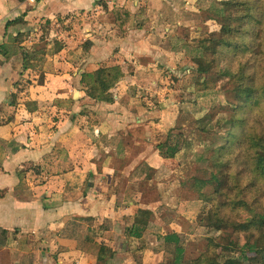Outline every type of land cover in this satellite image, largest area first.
Listing matches in <instances>:
<instances>
[{
  "label": "rangeland",
  "instance_id": "rangeland-1",
  "mask_svg": "<svg viewBox=\"0 0 264 264\" xmlns=\"http://www.w3.org/2000/svg\"><path fill=\"white\" fill-rule=\"evenodd\" d=\"M13 1L15 3L0 0V22L8 23L7 27L15 32L17 28H24L29 36L21 44L13 35L1 38L0 56L10 61L22 59L21 49L40 52L35 55L40 74L38 81L45 71L44 50H61L69 40L74 41L80 61L85 57L91 59L86 69L88 73L101 67L118 66L108 65L109 59L98 62L94 48L105 47L110 52L109 57L114 47L116 52L120 51L117 42L126 35L114 27L116 8L128 11L135 8L133 28H144L148 33L160 25L151 17L145 18V24L137 19L148 11L147 0H129V9L118 7L120 0H84L74 9L53 7L44 0ZM17 6L24 7L27 12L38 11L39 7L44 11H40L36 19L39 22L25 28L23 23L15 21L23 11L18 13ZM151 8L162 11L166 29L159 36L147 34L137 39L141 44L145 42L142 46L148 50L157 46L166 51L167 54L162 55L163 65L155 63L149 69L157 79L153 82L143 79L139 86L134 85L136 88L126 90L130 92L128 95L119 86L120 81L112 95H118L122 103L119 108L123 110L134 106V110L139 107L155 111L147 124H152L153 145L164 164L150 160L152 167L147 161L131 167L128 173L135 177L145 176L153 187L146 188L141 183L144 194L127 190L120 198L124 209L133 201L149 207L152 215L141 239L129 233L139 209H132V214H115L113 221L107 219L100 226L90 218L73 217L63 235L74 237L73 248L86 255L88 262L85 264H96L95 259L101 254L103 260L97 264H174L176 247L164 241L165 236L173 233L179 235L185 249L183 264H196L209 250L210 239H218L222 246L231 250L234 247L229 242L239 244L238 251L218 250L223 262L229 256H240L247 243L260 245L261 236H264V227L260 234L243 232L239 235L234 234L232 227L218 229L220 225L252 220L255 215L264 216V174L259 176L261 172H255L251 160L259 151L252 145L254 138L261 144L259 152H264V0H168L164 8L161 5ZM50 17L54 21H50ZM223 30L227 36H223ZM11 65L26 76L17 84L26 88L32 83L34 72L25 73L16 63ZM249 87L253 88L250 99L247 98ZM78 91L87 95L84 84ZM134 124L139 125V122L134 121ZM140 134L138 129L136 136ZM138 144L137 148L142 149ZM159 146L164 147L161 150L164 154L174 153L171 148L178 152L166 161ZM124 165L121 162L118 166L120 171ZM88 182L90 180L84 189L88 188ZM29 196L25 199H31ZM237 200H243L245 206L233 210L231 202ZM220 221L226 223L220 224ZM62 251L55 244L41 245L17 227L6 233L0 229V264H35L29 257L33 258L37 252H49L57 257ZM249 256L254 260L259 254Z\"/></svg>",
  "mask_w": 264,
  "mask_h": 264
},
{
  "label": "crops",
  "instance_id": "crops-1",
  "mask_svg": "<svg viewBox=\"0 0 264 264\" xmlns=\"http://www.w3.org/2000/svg\"><path fill=\"white\" fill-rule=\"evenodd\" d=\"M165 1L168 0H147L148 11L137 17L143 24L146 17L160 23L150 32L131 26L129 32L124 33L126 38L117 42L120 51L116 52L114 47L110 57L105 47L101 50L94 47L98 62L109 59L108 65L122 68L125 76L119 86L123 87L125 95L130 94L126 90L139 86L143 79L149 82L157 79L150 72L151 67L155 63L163 65L162 55L167 54L166 51L157 46L148 50L142 46L145 42L141 44L137 38L147 34L156 37L163 33L166 29L162 22L165 21L164 15L151 7L155 9L161 5L164 8ZM44 3L74 9L84 0H44ZM120 5L118 7L129 9L131 2L120 0ZM18 8V13L24 9ZM133 9L129 11L134 15ZM23 11L15 21H20L26 28L39 22L36 19L44 8L39 7L35 12ZM51 20L54 21L52 17ZM7 24L0 22V40L13 35L18 37L20 44L27 41L29 32L26 33V29L17 28L15 32ZM114 27L119 29L116 25ZM64 43L66 47L61 50H44L45 71L39 81L36 80L40 76L39 67L34 57L37 52L21 49L22 59L12 58L10 61L0 56V229L11 231L17 227L18 231L33 236L41 245L55 244L63 250L57 257L49 252H37L33 258L29 257L35 264L88 262L86 255L73 248L74 237L63 235L71 219L90 218L100 226L107 219L113 221L118 213L132 214V209L152 211L133 201L124 209L120 198L127 190L144 194L141 183L146 188L153 187L145 176L135 177L128 173L131 167L144 161L152 167L150 160L164 164L153 145L152 124H147L155 111L148 112L139 107L134 110V106L123 110V107L119 108L122 103L116 94H113V104H105L97 103L83 91L79 92L91 59L85 57L80 61L74 41ZM14 63L25 73L36 74L26 88L17 84L26 76L13 68L11 64ZM168 107L166 105V109ZM138 129L142 135L136 136ZM138 143L142 149L137 148ZM121 162L125 165L120 171ZM35 168H38L37 172L33 171ZM88 180V188L84 189ZM26 195H31V199H25ZM134 223L131 222L129 231ZM41 259H44L42 263ZM95 261L99 263L98 257Z\"/></svg>",
  "mask_w": 264,
  "mask_h": 264
},
{
  "label": "trees",
  "instance_id": "trees-1",
  "mask_svg": "<svg viewBox=\"0 0 264 264\" xmlns=\"http://www.w3.org/2000/svg\"><path fill=\"white\" fill-rule=\"evenodd\" d=\"M116 25L119 27V29L127 33L129 31V28L131 26L132 20H133V14L128 11L125 8H116L114 10ZM224 29V28H223ZM224 31V30H223ZM228 35L226 31L223 32V36ZM222 36V34H221ZM218 44V41L215 42ZM229 45V44H228ZM40 52H37L38 55ZM35 57V56H34ZM205 71V70H204ZM125 74L120 66H113V67H101L97 71L92 73H84L83 74V84L87 87V95L93 100H96L98 102L113 104L114 103V97L112 95V90L115 88V86L124 78ZM249 93L247 95V98L250 99L253 94V88L249 87ZM250 138V137H248ZM249 140V139H247ZM254 147H257L260 151L261 144L254 138L253 144ZM166 147V145L164 146ZM163 146H159V150L164 149ZM171 152H174L172 154L162 153L163 158L168 161L169 158H174L175 154L178 152L176 148H171ZM255 152L251 156V160L253 162L254 170L255 172H261L260 175L264 174V152ZM257 153V154H256ZM260 169V170H259ZM232 209L243 208L245 206V202L243 200L240 201H232L231 202ZM152 215V212L149 210H139L138 214L136 216V220L134 223V226L130 229L129 233L130 236L141 239L143 236V232L148 227V218ZM219 215V214H218ZM221 220L222 218L219 217ZM226 221H220V224ZM234 222V221H233ZM221 227H226L225 229H229L232 227L234 229V234H240L243 232H253L260 234L262 232V229L264 227V216H254V218L251 220H247L244 223H233L232 225H220L218 226V229H221ZM6 230H3V233H6ZM164 241L167 244H173L175 248V259L174 264H183L184 260V252L185 249L181 245V239L178 234H170L168 236L164 237ZM229 245L234 247L233 250L236 249V251L239 250L240 246L239 244L235 242H229ZM103 247V246H102ZM101 247V251L105 252L106 249H103ZM209 250L204 253L197 261L196 264H247V262H254L255 264H264V236H261L260 245L256 242L254 244L247 243L242 247V252L240 256H229L225 258V260L222 262L220 261L221 256L219 253V249L228 252L232 248H227L222 246V243L218 242V239H210L209 241ZM231 250V251H233ZM250 254H259L257 258L254 260L250 258ZM98 260H103V254L98 255Z\"/></svg>",
  "mask_w": 264,
  "mask_h": 264
}]
</instances>
